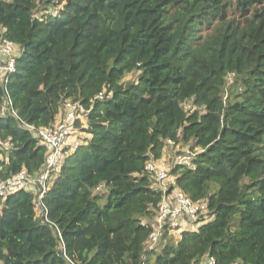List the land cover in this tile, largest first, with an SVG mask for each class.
Returning <instances> with one entry per match:
<instances>
[{"label": "trees", "instance_id": "1", "mask_svg": "<svg viewBox=\"0 0 264 264\" xmlns=\"http://www.w3.org/2000/svg\"><path fill=\"white\" fill-rule=\"evenodd\" d=\"M0 29L20 51L5 87L17 115L48 127L68 100L85 115L43 199L64 251L18 191L0 199V264H264V0H0ZM0 140V179L42 170L13 117ZM167 141L199 150L168 192L213 218L150 250L162 192L144 167Z\"/></svg>", "mask_w": 264, "mask_h": 264}, {"label": "built area", "instance_id": "2", "mask_svg": "<svg viewBox=\"0 0 264 264\" xmlns=\"http://www.w3.org/2000/svg\"><path fill=\"white\" fill-rule=\"evenodd\" d=\"M60 7H50L45 14L55 17L58 15ZM34 18L38 19L39 14H35ZM19 53L18 46L8 40L4 36V31L0 29V82L4 88L0 117H13L21 129L26 130L37 139L45 150V162L42 170L35 175L31 176L25 169H22L7 179H0V199L3 201L18 191L31 193L34 197L35 217L41 224L47 225L53 231V234L58 238L59 249L63 252L64 244L60 230L48 218V210L43 199L67 156L75 152L83 143V139L78 134L76 123L82 122L85 118L84 109L83 105L78 102L65 101L55 121L48 127H35L20 118L13 108L5 88L16 70V59ZM95 98L103 99L104 92L99 93ZM175 146L178 147V145L167 141V147ZM11 148L10 140H0V150L9 151ZM186 148L175 156L174 164L188 167L192 164V159L199 150L191 149L188 146ZM144 169L152 176L156 188L162 192V199L156 208L155 216L148 222L151 232L147 239V249H157L158 246H162L161 244L165 243V233L169 236H178L185 230H196L199 226L212 220L213 217L209 214L205 201L194 203L177 189L168 192V187L173 181L166 168L159 167L156 162L149 161L145 164ZM64 257L69 264H74L66 255ZM200 264H215V260L206 258ZM229 264L244 263L232 261Z\"/></svg>", "mask_w": 264, "mask_h": 264}, {"label": "rangeland", "instance_id": "3", "mask_svg": "<svg viewBox=\"0 0 264 264\" xmlns=\"http://www.w3.org/2000/svg\"><path fill=\"white\" fill-rule=\"evenodd\" d=\"M128 78H130V76H128ZM231 83V78L228 79V84ZM185 109L186 110H189L191 109V105L188 103L186 104L185 106ZM80 123H78L79 126H77V131H78V134L80 135L81 138L85 137V134L82 132V129H83V124L84 123V119L81 121H79ZM187 148L186 147H167L165 150H164V153H163V157L162 159L159 161V164H161V167L162 168H166V170H170L172 168V166L174 165V158L176 155H178L180 153V151L182 150H186ZM6 158V155H3L1 154L0 155V160L1 159H5ZM172 181H173V178H172ZM174 240L175 242H177L179 240V236H176L174 235ZM161 245H164V243H162Z\"/></svg>", "mask_w": 264, "mask_h": 264}, {"label": "crops", "instance_id": "4", "mask_svg": "<svg viewBox=\"0 0 264 264\" xmlns=\"http://www.w3.org/2000/svg\"><path fill=\"white\" fill-rule=\"evenodd\" d=\"M161 164H162V163L159 164V161L156 162V165L159 166V167H161Z\"/></svg>", "mask_w": 264, "mask_h": 264}]
</instances>
